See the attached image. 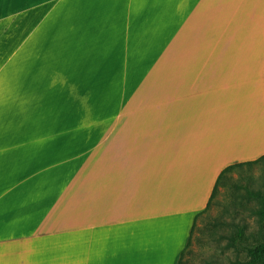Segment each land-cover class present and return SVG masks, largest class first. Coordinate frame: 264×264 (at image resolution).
<instances>
[{
	"label": "crops",
	"instance_id": "0c3cea01",
	"mask_svg": "<svg viewBox=\"0 0 264 264\" xmlns=\"http://www.w3.org/2000/svg\"><path fill=\"white\" fill-rule=\"evenodd\" d=\"M263 156L264 0H0V264H180Z\"/></svg>",
	"mask_w": 264,
	"mask_h": 264
},
{
	"label": "rangeland",
	"instance_id": "374dc122",
	"mask_svg": "<svg viewBox=\"0 0 264 264\" xmlns=\"http://www.w3.org/2000/svg\"><path fill=\"white\" fill-rule=\"evenodd\" d=\"M226 178L211 206L197 218L182 264H231L245 259L243 254L227 248V237L237 223L247 224L249 233L259 229L251 212L256 201L247 195L248 190L263 187L264 163L234 168Z\"/></svg>",
	"mask_w": 264,
	"mask_h": 264
},
{
	"label": "trees",
	"instance_id": "16d2710c",
	"mask_svg": "<svg viewBox=\"0 0 264 264\" xmlns=\"http://www.w3.org/2000/svg\"><path fill=\"white\" fill-rule=\"evenodd\" d=\"M260 163H264V156L254 162L238 164L226 168L218 178V181L214 188L212 199L208 204V208L211 206V202L213 201L220 185L225 180H227L226 178L227 174L232 169L238 167H244V166L251 167L254 165H258ZM262 186L263 187L261 189L248 190V195H247L248 197L253 198L256 201V205L253 208H251V212L257 218L259 229L257 231H253L249 233L247 224L237 223L234 225V231L230 234L229 237H227L228 239L227 248H233L236 252L243 254L245 256L244 260H237L235 262H232L231 264H264V180ZM202 214H200L199 216H201ZM195 223L193 226L192 234L195 229V225H196ZM192 234H191V238H192ZM191 238L187 248L184 250L182 254L180 264L183 263V257L187 249L191 245Z\"/></svg>",
	"mask_w": 264,
	"mask_h": 264
}]
</instances>
